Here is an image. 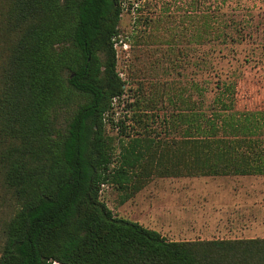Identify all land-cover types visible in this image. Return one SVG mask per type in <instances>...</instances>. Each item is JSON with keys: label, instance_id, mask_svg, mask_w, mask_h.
I'll return each mask as SVG.
<instances>
[{"label": "trees", "instance_id": "16d2710c", "mask_svg": "<svg viewBox=\"0 0 264 264\" xmlns=\"http://www.w3.org/2000/svg\"><path fill=\"white\" fill-rule=\"evenodd\" d=\"M124 9L123 0H10L5 10L17 38L1 72L0 173L19 206L0 264H264V238L170 240L102 200L104 184L125 189L149 162L167 176L264 171L215 133L165 155L151 138L116 142L107 132L121 125L113 114L125 93L115 45ZM246 15L214 0V44L250 36Z\"/></svg>", "mask_w": 264, "mask_h": 264}, {"label": "rangeland", "instance_id": "374dc122", "mask_svg": "<svg viewBox=\"0 0 264 264\" xmlns=\"http://www.w3.org/2000/svg\"><path fill=\"white\" fill-rule=\"evenodd\" d=\"M123 1L115 45L125 93L115 102L113 114L121 125H107L115 141L151 138L160 145L159 154L167 150L165 155H178L185 139L215 133L238 143L237 154L253 156L262 150L264 0H229L247 13L251 35L226 46L214 44V0ZM9 3L0 0V85L9 48L17 38L5 28ZM157 168L150 162L143 164L125 189L104 184L102 200L115 215L143 223L153 218L155 210L162 214L172 212V207L182 211L188 204L196 211L210 209L207 190L214 186L213 177L167 176L156 173ZM18 206L0 173V253L5 225ZM182 237L194 239L193 235L168 236Z\"/></svg>", "mask_w": 264, "mask_h": 264}, {"label": "crops", "instance_id": "0c3cea01", "mask_svg": "<svg viewBox=\"0 0 264 264\" xmlns=\"http://www.w3.org/2000/svg\"><path fill=\"white\" fill-rule=\"evenodd\" d=\"M236 153H239L237 149ZM240 155H244L252 166L264 168V148L256 150L253 156ZM210 177L214 178V186L207 190L210 192L209 210H192L194 207L188 204L182 211L172 207V212L162 214L155 210L149 223L137 222L167 238L180 235H193V240L264 238V171ZM168 239L192 240L184 237Z\"/></svg>", "mask_w": 264, "mask_h": 264}, {"label": "bare ground", "instance_id": "6f19581e", "mask_svg": "<svg viewBox=\"0 0 264 264\" xmlns=\"http://www.w3.org/2000/svg\"><path fill=\"white\" fill-rule=\"evenodd\" d=\"M55 264H59V263H55Z\"/></svg>", "mask_w": 264, "mask_h": 264}]
</instances>
